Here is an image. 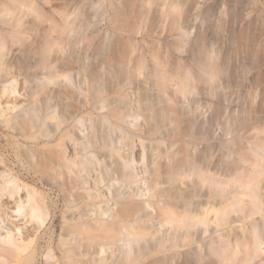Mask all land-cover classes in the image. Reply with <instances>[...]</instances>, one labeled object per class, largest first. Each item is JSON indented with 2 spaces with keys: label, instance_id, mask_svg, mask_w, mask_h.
Wrapping results in <instances>:
<instances>
[{
  "label": "rangeland",
  "instance_id": "rangeland-1",
  "mask_svg": "<svg viewBox=\"0 0 264 264\" xmlns=\"http://www.w3.org/2000/svg\"><path fill=\"white\" fill-rule=\"evenodd\" d=\"M19 21L22 34L16 44L11 33ZM0 33L10 40L0 51L9 64L0 81V94L9 89L0 100V137L11 138L16 149L4 154L18 175L27 178L19 177L23 186L48 193L59 202L29 238L31 247L38 248L32 264H55L58 259L62 264H84L89 259L99 264L102 256L104 264H123L127 257L129 263L124 264L135 260L136 264H231L228 257L233 252H238L236 264H264V250L250 263L242 249L247 247V229H252L253 220L264 234L262 212L248 216L251 193L257 190L264 198V0H0ZM48 43H52L50 52ZM35 120L40 128L23 137L12 127L14 123L27 128ZM63 138L71 142L67 153L63 151L69 160L89 157L95 162L82 173L88 177L86 188L64 190L67 200L62 199L64 191L58 183L65 176H57L56 167H43L32 152L56 151ZM93 140L101 142L99 147ZM75 147L86 148L79 152ZM195 155L208 159L200 164L206 169L210 164L222 182L232 179L225 192L205 183L206 194L199 199L204 202L202 207L209 201L215 207L217 200L225 202L222 195L241 202L239 208H230L229 221L223 225H202L199 232L183 227L179 232L191 236L179 240L181 234L174 227L162 226L157 210L165 207L169 189L178 207L189 203L181 198L185 187L176 171L196 160ZM125 166L133 178L107 176L112 169ZM99 177H104L103 182L96 186L94 179ZM0 181H4L1 176ZM249 182L251 189L246 186ZM113 184L121 190L122 199L145 204L144 211L126 224H138L134 233L140 229L145 236L135 241L132 250L120 236L128 241L136 237L124 229L120 238L114 237L118 241L98 240L92 256L68 260L59 246L69 236L62 235L57 226L78 210L69 195L101 192L104 197L97 205L116 208L108 189ZM154 189L163 191L157 194ZM212 190L216 199L210 197ZM9 198L13 209L15 197ZM13 215L9 220L23 226L26 218ZM144 223L151 229H141ZM39 235H44L42 241ZM100 243H107L104 253Z\"/></svg>",
  "mask_w": 264,
  "mask_h": 264
},
{
  "label": "bare ground",
  "instance_id": "bare-ground-1",
  "mask_svg": "<svg viewBox=\"0 0 264 264\" xmlns=\"http://www.w3.org/2000/svg\"><path fill=\"white\" fill-rule=\"evenodd\" d=\"M9 14H11V13H9ZM19 22L15 26V28H16L15 32L11 33L12 41L16 42V40H17L16 44L18 43V40L20 41L19 37H20V34H22V32L18 30L19 26L21 25V22L20 23ZM7 40H9L7 38V35L0 33V51L2 49H4ZM47 46H48L47 51L50 52L52 50V43L51 44L48 43ZM8 67H9V64H7L6 62L3 61V56L0 54V81H1V76H2L1 73L4 72L6 69H8ZM48 68L52 70L51 66H49ZM51 70H50V73H51ZM52 74H51V76H52ZM8 91H9V89H4L2 94H0V100L3 101V99L5 98L4 96L8 93ZM16 91H18V88H15L13 90L14 93H16ZM0 105H1V102H0ZM3 113H4V111H3ZM4 122H9L11 124L12 121H11V119H6V120H4ZM38 123H39V121L35 120L33 122V124L31 126H28L27 128L22 127L21 124H20V127H18L16 124L12 123V127L14 130H16V132L19 135H21L23 137V136L27 135L31 129L38 130L40 128V125ZM49 127H50V125L48 126V129H49ZM44 135H46V134L43 133V136ZM66 137H67V135H66ZM67 138H63L62 144L60 146L58 145V147H60V148L57 147L58 149L56 151L50 150V152H48L47 150H39V151L33 150L32 152H33L34 156H37V160H38L37 162L41 163V165L43 167H48V168H53V169H54V167H56L55 168L56 171L54 173H56L57 176H62V175L65 176L64 180L62 179V181H60V180L58 181L57 180L58 178L54 177V174H53L54 181L55 180L58 181V183L62 186L61 188L63 191L64 190L73 191V189H75L78 186H80L81 188L84 189V188H86L84 186L85 185L84 183H86V182L88 183V181H87L88 177L84 178L82 176L84 174L83 171H88L92 167V165H95V162H94V159L89 158V157H83V158L79 159V161H78V157L75 159L73 158L72 161L69 160L67 158L68 155L66 154L67 156H65L63 154V151L65 153H67L66 151H68V149H69V147H68L70 145L69 143H71V142H68L69 139H68V141L66 140ZM75 138H79L78 140L81 139L80 136H75ZM94 140L92 141L93 143H94ZM71 141H73V140H71ZM96 141H95L94 145L96 146L98 144V147H99V143L101 144V142L97 141L98 143H96ZM102 144H104V143L102 142ZM85 148L86 147H84V148L78 147L76 149V147H75V151L79 150V152H81V151H84ZM5 151L6 152L7 151L15 152L16 149L13 145L11 138L0 137V176L4 179V181H2V182L0 181V264H32L37 257L38 248L35 246L31 247L32 246V240H29V238H30V236H33L38 230L41 229V227L43 226V224L46 221V216L48 215V210L52 206L57 207V204L59 202L58 203L54 202L48 193H42V192H39L35 189H31L29 187L26 188L25 185L23 186V183H21V181L19 182V177H22L25 180L27 178L23 174L18 175L17 171H15L16 166L9 162V160L7 159V156L4 154ZM97 153H99V152H97ZM211 157L213 160V156H211ZM195 159L196 160L190 161V163H187L184 166L182 165L183 168H181V169L179 168V170H177V168H176L177 171L175 170L176 175L179 176V178L181 179L180 182H182L183 186L185 187V190L181 189L182 190L181 191L182 192L181 198L189 200V203L184 205V203L182 202V204L184 206L183 205L180 206L181 208L178 207L175 204V202L172 201V199L174 198L173 196H175V195L173 194L171 189H169L167 191L165 190L166 192H168L167 193L168 194L167 195L168 201L165 204V207L162 209L159 208L160 210H157L158 217H161V219H162V223H163L162 226H166L165 224L171 225L172 227H174V230H176L175 233L178 232V234L180 233L179 230L181 231L183 227H187L188 229H186V230H188V231H190L192 228V229H194L195 232H199L198 229H200L199 227H201L202 225L210 227L212 224H215V223H216V225H218V223L220 225L222 223L224 224V222H227L226 219H227V217H229L230 213L232 212V210L230 208L236 207V206L238 207L239 203L241 202L240 200L239 201L237 200L235 202L234 200H231L232 197L227 198L228 196L222 195V200L226 197L225 198L226 201L225 202H223V201L218 202L219 200H217V203L220 206L224 205L225 206L224 209L218 208L219 205H217L216 206L217 208H216L215 207L216 204L209 205L212 201H209L207 206L202 207V206H204V202H200L201 200L199 201V199H200V197H202V194L204 193L203 186H205L204 185L205 183L208 182L211 185V187L212 186L215 187V185L219 186L220 189L224 190V188L227 185H229V183H231L232 179L229 180L231 177L229 179H225L227 181H224L225 182V184H224V182H222L223 180L222 181L220 180L222 178L220 177V179H219L218 178L219 176L217 177V175H216L217 173L213 174V168L210 167V164H209V166L207 165V169L203 164L202 165L204 167H202V165L200 164V163H204V164L208 163V161H209L208 159L206 160L202 156L197 157ZM129 161H131V159ZM125 163H127V162H125ZM73 166H75L77 170H75L73 168ZM119 167H117V169ZM126 168H127V170H126ZM66 169L69 172H71V174L74 171L76 174L75 177H73L71 174H68ZM205 169H206V172H204ZM120 170L118 171V170H116V168L114 170L112 169L110 174L108 173L109 175H107V173H106V175L109 176L113 180L115 179V176H118L119 178L120 177L121 178L126 177L128 179L133 178V174L131 171L128 170V167L125 166V168H123L121 171ZM9 171L11 173L8 174V177L12 176V174H13V175H16V178H14V179L8 178L7 173ZM157 172L158 171H156V173ZM211 172H212V174H211ZM174 174H175V172H174ZM101 175H100V177H101ZM194 176H197V179H195L196 177L192 178ZM6 177L8 179H5ZM100 177L97 179L96 178L94 179L96 186H100V183L103 182L104 177H102V178H100ZM223 177L225 178L226 175ZM183 181H185V182H183ZM156 182H159V181H155L154 183H156ZM252 184H253L252 182H249L246 184V186L247 187L249 186L248 188L251 189V188H253V187H250V185L253 186ZM116 187L117 186H115V184H113V186L110 188L108 187V189L110 190L109 192H111V194L113 195L112 200H115L117 202V204H116V206H118V207H116L117 209L115 207H112V206H108L107 208H103L101 205H99V206L97 205L98 201L101 202L99 199L104 197V194L101 192H99L98 194H93L92 191H87L85 189L86 192H80V193L77 192V193H72L73 195L72 194L69 195L68 200L71 201L75 207H78V210L74 212V214L71 216V218L67 216L68 218H67V222H65V224H63V225L60 224L59 226H57V229H60L62 231V235L69 236L67 239L63 240V245H61V247L59 246L60 250H62L64 253V257H66L68 260L73 262V260H75L78 257H80V258L82 257V259H85L83 257H85L87 255H91L93 253V252L91 253V249L95 247V244L98 240H101V241L104 240L105 241L106 239L107 240L112 239V238L118 236L119 234H123L124 229H127V231H129L131 233L130 235H133L134 237H136L132 240L129 239V241H128L127 237H125L124 235H122L123 237L119 235L121 238L118 236V238L125 241L126 245H128L131 249L135 248V246H133L135 241L137 242L138 240L141 239V236L142 237L145 236L140 232L139 227H138V229H139L138 233H134L135 229L137 230V226H139L138 224H137V226L135 225V223L134 224L130 223L129 226L126 225L131 220L130 218L135 219V217L137 216L136 214H139L140 211H144V208H146L145 204L141 203V202L139 203V201L135 202L132 199H127V200L122 199V197H123L122 192L120 189H117ZM25 190H26V192H25ZM156 190L157 189H154L152 191H156ZM67 191H64V193L65 192L68 193ZM149 191L151 192V190H149ZM157 191H156V193H157ZM162 191H160V192H162ZM213 191L214 190L211 191L210 197H212V198L215 197V199H216V196H215ZM252 191H253V189H252ZM256 191L254 190L253 194L251 193V200H249L250 204H251L250 210H249L250 212L248 214L249 218L250 217L254 218V216L256 214L261 213V212H262V216L264 217V210H263L264 198L262 200L261 195L257 194ZM21 192L23 193L22 196H20ZM160 192H158L157 194H159ZM224 192H225V190H224ZM64 193H63V195H61V197H62V199L67 200L68 194L65 193V195H64ZM144 194H146V193H144ZM151 194L153 196L154 192L153 193L151 192ZM157 194H155V196ZM204 194H206V193H204ZM9 197H11V198L15 197L14 206L12 207L13 209H11V207H10V205H13V204H11L13 202L9 201V199H10ZM6 198H7V200H5ZM230 200L232 202H230ZM108 202H110V200H108ZM149 204L151 205V202H149ZM149 204H147V205H149ZM91 205L95 206V207H93L95 209H90L89 207ZM90 212H92V213H90ZM13 214H16L15 216H17V217L24 216V218H26V221H25L23 226H20L19 224H15L16 222L14 220H13L14 222H11L12 220L11 221L9 220V218L11 219L14 216ZM212 215L215 217V219ZM147 216L149 217V214H147ZM110 218H112V220H109ZM57 220H59V219H57ZM7 221H8V225L11 223L14 226L12 227V225H11V227L7 228V226L5 224ZM9 221H10V223H9ZM254 221H257V220L256 219L253 220L252 229L251 228L247 229L249 227L245 228L247 230H250L249 233L247 232V230H244L245 232H247L246 237L248 238V244L246 243L247 247H246V245H244V248L245 249L247 248L248 250H244V248L241 247L243 249V252L245 251L246 253H248V255H246V258H247V256L250 257V260H248L249 258L247 259L248 262H250V263H252L253 260H255L258 256L260 257L262 255L263 250H264V248H263V246H264V234L261 231V228H260L258 222H254ZM2 224H5V225H2ZM141 227L140 228L143 229V228L148 227V225L146 226V224H145V226H144L142 224ZM150 227H151V225H149L148 228L151 229ZM189 228H190V230H189ZM4 229H6L7 231L5 230V232H2ZM190 232H187V233L190 234ZM206 232H207V230H206ZM185 233H186V231H185ZM187 233H186V235L190 237L191 234L189 235ZM195 234L197 235V233H195ZM181 235H183V234H181ZM181 235H179V237H178L179 240H184L185 238L187 239V236L184 237V235L183 236H181ZM192 235H193V233H192ZM174 237H175V235H174ZM181 237L182 238L184 237V239H182ZM78 238H79V242H78ZM247 238L245 239L246 241H247ZM38 239L40 241H42L44 239V235H39ZM178 239L176 241H178ZM82 240H85L87 243V244H85V243L83 244V246L86 247L84 253H82L80 251V246H82L81 245ZM74 241L76 242L75 245H73ZM116 241H118V240H116ZM194 241H196V240L194 239ZM172 243H173V241H172ZM103 244H101V248H100L102 253H104L106 251L105 246L107 243H105V245H103ZM178 244H177V246L180 247ZM241 244H244V243H241ZM241 244H239V245L241 246ZM63 246H67V247L63 248ZM228 246H227V248H228ZM223 249H226V248H223ZM130 251H129V253H130ZM228 251H227V253H228ZM99 252H97V253L100 254ZM94 253H96V252H94ZM233 253L234 254L231 253V256H229V257L226 255L228 257V261H230L231 264H233L234 261H236V257H238V256H236V255H238V254H236L238 252H233ZM239 253H240V250H239ZM48 254H49L50 258H53V259L55 258V256L52 255L51 251ZM127 255H128V253H127ZM259 257L257 259H259ZM80 258L77 261H80ZM128 258L129 257L124 258L125 260L123 262L129 263L128 260L130 258L129 259ZM89 260H91V259H89ZM89 260H88V262L84 260L85 261L84 264H86V262H87V264H98L97 260L96 261L91 260L90 262H89ZM92 261H93V263H91ZM170 261H172V260H170ZM178 261H180V260H178ZM135 262H136V260L132 264H136ZM62 263H63V261H61V259H58L57 262H55V264H62ZM73 263L76 264V262H73ZM104 263H106V260L102 256V258L99 259V264H104ZM226 263L230 264L228 262H226ZM234 264H236V263H234Z\"/></svg>",
  "mask_w": 264,
  "mask_h": 264
}]
</instances>
